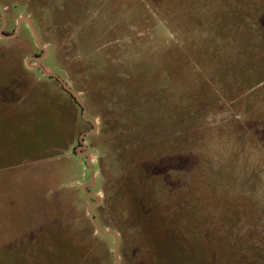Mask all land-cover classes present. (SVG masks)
I'll return each mask as SVG.
<instances>
[{
    "label": "rangeland",
    "instance_id": "374dc122",
    "mask_svg": "<svg viewBox=\"0 0 264 264\" xmlns=\"http://www.w3.org/2000/svg\"><path fill=\"white\" fill-rule=\"evenodd\" d=\"M0 14L4 35L32 18L41 64L98 124L27 66L42 54L27 23L0 35V264L115 263L81 187L92 130L85 189L120 235L117 264H264V0H0ZM137 203L161 234L143 236Z\"/></svg>",
    "mask_w": 264,
    "mask_h": 264
},
{
    "label": "water",
    "instance_id": "95a60500",
    "mask_svg": "<svg viewBox=\"0 0 264 264\" xmlns=\"http://www.w3.org/2000/svg\"><path fill=\"white\" fill-rule=\"evenodd\" d=\"M0 19L2 21V26L0 28V35L1 36H4V37H7V38H13V37H16L20 31V27H21V24L23 22L27 23L28 26L30 27L32 33H33V36H34V39H35V43L36 45L38 46V48L40 50H42V54L40 56H29L27 59H26V64L27 66L29 67H32V68H39L42 70L43 74L46 75V76H49V77H55L59 80V82L63 85V87L68 91L70 92L73 97L77 100V102L81 105V107L83 108V116L84 118H86L87 120H89L92 124H93V129H96L98 124H97V121L95 119H92V118H89L87 116V113H88V108H87V105L85 104L83 98L81 97V94L79 92H77L76 90H74L71 86V84L67 83L60 75L54 73V72H51V71H48L44 68V66L41 64V61L44 60L46 58V55H47V48L46 46L42 43L41 41V37H40V34L39 32L37 31V29L35 28L34 24H33V20L30 16H23V17H19L18 18V22H17V27H16V30L11 33V34H8V35H4L2 33V30L4 29L5 25H6V19L4 17L1 16L0 14ZM31 60H35L36 63L34 64H31L30 61ZM92 131H86V132H83L81 135H80V144L76 147V152L78 154H80L81 156H85L87 158V162L89 164V170H90V182L87 183V184H82L81 187L85 190V192H87L88 194H90L93 198H94V202H92L89 207H88V212L91 216V219L94 223V225L96 226L97 228V231L98 233L104 235V236H112L113 239H114V254H115V263L114 264H117L118 261H119V253H118V246H119V238H120V235L113 231V230H103L101 228V226L98 224L93 212H92V209H91V205L95 206L97 204V202H99L101 200V196L99 194H96V193H90L88 190H86L85 188L87 187H92V184L95 183V177H94V168H93V165H92V162H91V155L89 152L85 151V150H82V149H85L86 148V143L84 141V136L88 133H92Z\"/></svg>",
    "mask_w": 264,
    "mask_h": 264
},
{
    "label": "trees",
    "instance_id": "16d2710c",
    "mask_svg": "<svg viewBox=\"0 0 264 264\" xmlns=\"http://www.w3.org/2000/svg\"><path fill=\"white\" fill-rule=\"evenodd\" d=\"M261 67V66H260ZM259 81H261V80H259ZM262 88H264V85L263 86H261V87H259L258 88V90H259V92H260V90L262 89ZM261 93V92H260ZM71 96L73 97V95L71 94ZM74 98V97H73ZM75 99V98H74ZM75 101H76V99H75ZM77 102V101H76ZM139 204L137 203V205H132V216L133 217H135V218H137V219H139L141 222H138V224H137V226H138V228L142 231V233H143V236H144V234L145 233H147V234H153V235H155V234H161L160 232H161V228L160 227H157V226H153V225H148V224H143V219L146 217V215H147V213H146V215H144V209H143V205H142V203H141V206H138ZM55 233H57V232H54V236H53V238H52V241L54 242V239H55V237L56 236H59V233L58 234H55ZM163 233H168V229L167 228H164V232ZM47 239V238H46ZM51 240V239H50ZM34 241V240H33ZM42 241H44V240H38L37 241V245L39 246L41 243H42ZM33 243V242H32ZM51 246H52V251L50 252V253H52L53 254V252H55V249H54V246H53V243H51ZM47 248V247H46ZM48 250V251H47ZM47 250H43V251H47L48 253H49V251H50V249L49 248H47ZM54 255V254H53ZM51 256V255H50ZM47 260V263L49 264V261H50V258H47L46 259ZM51 263H52V261H51Z\"/></svg>",
    "mask_w": 264,
    "mask_h": 264
}]
</instances>
